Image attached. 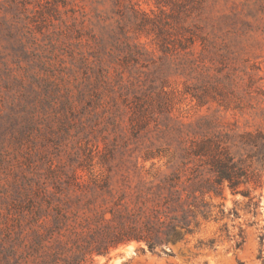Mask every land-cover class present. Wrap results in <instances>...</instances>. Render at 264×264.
I'll list each match as a JSON object with an SVG mask.
<instances>
[{
    "label": "rangeland",
    "instance_id": "1",
    "mask_svg": "<svg viewBox=\"0 0 264 264\" xmlns=\"http://www.w3.org/2000/svg\"><path fill=\"white\" fill-rule=\"evenodd\" d=\"M206 138L251 204L226 189L172 255L131 241L92 264H264V0H0V264H67L142 182L205 169Z\"/></svg>",
    "mask_w": 264,
    "mask_h": 264
},
{
    "label": "trees",
    "instance_id": "2",
    "mask_svg": "<svg viewBox=\"0 0 264 264\" xmlns=\"http://www.w3.org/2000/svg\"><path fill=\"white\" fill-rule=\"evenodd\" d=\"M194 155L199 162L196 165H203L204 171L186 175V169L177 167L157 180L142 182L133 208L124 211L108 208L98 217L101 225H87L86 230L73 231L77 237L71 239L72 256L64 262L92 264L94 255H107L111 249L131 241L143 242L152 251L160 248L164 254L172 255L165 245L187 242L201 220H209L215 208L221 207L222 204H216L214 199L224 198L226 189L248 197L251 204L255 197L251 191L258 186L250 188L249 175L240 160L223 152L210 138L205 139ZM186 163L188 160L183 161V165ZM219 211L223 212L221 208ZM229 213L236 215L233 209H229ZM66 218L59 214L53 216L52 227L44 235L37 234L34 243L39 244L49 235L59 233Z\"/></svg>",
    "mask_w": 264,
    "mask_h": 264
}]
</instances>
